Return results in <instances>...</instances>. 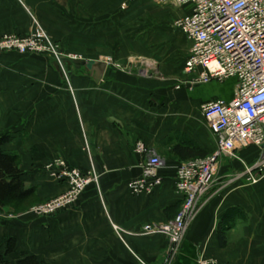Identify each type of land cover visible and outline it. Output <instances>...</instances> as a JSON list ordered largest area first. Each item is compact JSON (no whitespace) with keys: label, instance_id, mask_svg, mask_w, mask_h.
<instances>
[{"label":"crops","instance_id":"1","mask_svg":"<svg viewBox=\"0 0 264 264\" xmlns=\"http://www.w3.org/2000/svg\"><path fill=\"white\" fill-rule=\"evenodd\" d=\"M187 12L161 0H0V36L28 34L36 18L78 60L107 63L97 81L90 66L75 60L62 68L51 56L0 52V136L11 137L4 149L20 156L25 185L37 188L41 202L67 191V182L47 169L58 160L83 171L94 167L99 179L76 205L56 214L40 217L10 207L0 212V251L9 238L17 239L11 264L25 252L45 264L167 263V237L140 232L148 222L172 220V209L183 201L175 187L181 161L167 156L168 141L192 139L212 154L216 140L201 106L231 99L235 84L228 93L218 81L178 87L187 78L191 42L173 23ZM258 152L247 147L237 154L251 164ZM152 153L164 160L163 183L134 193L128 183L142 175ZM218 168L222 184L244 165L224 157ZM206 199L172 264H197L200 258L264 264V177L257 184L217 186ZM235 208L243 213L222 247L219 220ZM114 225L125 232L118 234Z\"/></svg>","mask_w":264,"mask_h":264},{"label":"built area","instance_id":"2","mask_svg":"<svg viewBox=\"0 0 264 264\" xmlns=\"http://www.w3.org/2000/svg\"><path fill=\"white\" fill-rule=\"evenodd\" d=\"M161 1L188 10L177 16L173 23L191 42L184 66L187 78L178 87L235 80L231 99L214 98L201 106L207 127L215 137L216 149L205 158L181 162L177 166L175 187L183 199L178 214L164 224L148 222L140 232L142 236L167 237L170 244L166 264H172L189 226L206 206V196L210 192L217 186L221 188L241 180L257 184L264 177V0ZM49 38L51 36L41 27L23 35L4 34L0 36V52L51 56L62 68L65 61L77 60L59 53ZM247 147L259 150L258 158L251 164L237 154ZM138 151L144 152V146L139 145ZM224 157L240 160L244 170L219 184L218 167ZM163 167L164 160L152 153L144 163L142 175L130 181L128 187L137 194L154 191L163 183L160 174ZM47 169L53 179L67 182L68 189L34 206L30 212L36 216L53 215L71 208L94 182L90 170L69 166L63 160L47 166ZM114 228L120 232L119 226L114 225ZM197 264L226 263L200 258Z\"/></svg>","mask_w":264,"mask_h":264},{"label":"trees","instance_id":"3","mask_svg":"<svg viewBox=\"0 0 264 264\" xmlns=\"http://www.w3.org/2000/svg\"><path fill=\"white\" fill-rule=\"evenodd\" d=\"M11 137L8 135L0 136V212L7 207H10L14 212H19L21 205L33 206L37 203L38 191L36 187H27L23 180L24 171L20 166V156L17 153H9L4 147L9 143ZM167 156L175 157L181 162L205 158L209 152L203 149L197 142L192 139L168 141ZM39 200V198H38ZM182 206V204H181ZM180 205H176L172 210L177 211ZM243 211L241 209H228L218 224V238L220 245L225 247L228 243L227 231L231 227L236 217L238 218ZM175 215V216H176ZM175 218V217H174ZM2 238L0 236V243ZM17 248V239L9 238L6 242L4 252L0 251V264H11L8 259L9 255L14 253ZM17 264H45L38 256L23 253L22 257L17 261Z\"/></svg>","mask_w":264,"mask_h":264},{"label":"rangeland","instance_id":"4","mask_svg":"<svg viewBox=\"0 0 264 264\" xmlns=\"http://www.w3.org/2000/svg\"><path fill=\"white\" fill-rule=\"evenodd\" d=\"M162 5L163 4H159L158 6V14L161 16V15H163V14H165V11L163 10V7H162ZM154 13L155 12H150L149 11V13H147V14H151V15H154ZM144 14H146V13H144ZM170 16H172V13H170ZM176 16V15H175ZM159 17V16H158ZM173 17V16H172ZM159 18H161V17H159ZM34 21L36 22V27H41V28H43L40 24H39V22L37 21V19L35 18L34 19ZM44 29V28H43ZM45 30V29H44ZM32 31V30H31ZM46 32V31H45ZM47 33V32H46ZM48 34V33H47ZM51 36V35H50ZM50 39V38H49ZM52 39V40H51ZM51 41L55 44V48H56V50L59 52V53H63L66 57L68 56L69 58H76L77 60L78 59H80L79 58V56H77V55H75V54H72V53H70V52H67L65 49H64V47L58 42V41H56L52 36H51ZM234 83L235 82V80H231V79H229L228 81L226 80V81H224V82H217V83H219V85H220V87H221V90H222V92H225V93H228V91L231 89V87L233 86L231 83ZM209 147L210 148H214V144H215V142H214V140H213V137L210 135V137H209ZM213 150V149H212ZM91 170V172L93 173V175H94V182H92V184L90 185V186H88L87 187V189L88 188H90L91 186H93V185H99V179H98V174H97V172H96V170H95V168L94 167H92V168H90ZM86 189V190H87ZM85 190V191H86ZM66 192V191H65ZM56 197V196H55ZM52 198H54V197H51V198H49L48 200H46V201H40V200H38V198H37V203L36 204H34L33 206H24V205H21L20 207H19V212H17V213H21V212H25V211H30L34 206H36V205H39V204H42V203H44V202H47V201H49L50 199H52ZM117 233L118 234H120V233H123L122 232V229H120V232H118L117 231ZM227 235H228V232H227Z\"/></svg>","mask_w":264,"mask_h":264},{"label":"water","instance_id":"5","mask_svg":"<svg viewBox=\"0 0 264 264\" xmlns=\"http://www.w3.org/2000/svg\"><path fill=\"white\" fill-rule=\"evenodd\" d=\"M75 62L78 64H86V65L90 66L95 72V78L97 81H100L102 79L104 72L107 68V63L104 61L86 62L83 60H75Z\"/></svg>","mask_w":264,"mask_h":264}]
</instances>
